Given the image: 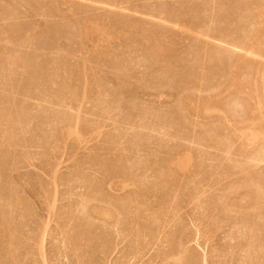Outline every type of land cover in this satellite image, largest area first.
Wrapping results in <instances>:
<instances>
[{"label": "rangeland", "instance_id": "obj_1", "mask_svg": "<svg viewBox=\"0 0 264 264\" xmlns=\"http://www.w3.org/2000/svg\"><path fill=\"white\" fill-rule=\"evenodd\" d=\"M0 264H264V0H0Z\"/></svg>", "mask_w": 264, "mask_h": 264}, {"label": "bare ground", "instance_id": "obj_2", "mask_svg": "<svg viewBox=\"0 0 264 264\" xmlns=\"http://www.w3.org/2000/svg\"><path fill=\"white\" fill-rule=\"evenodd\" d=\"M204 107V106H203Z\"/></svg>", "mask_w": 264, "mask_h": 264}]
</instances>
